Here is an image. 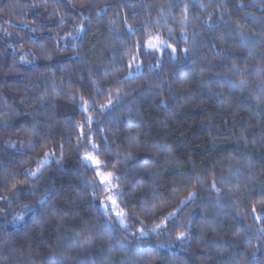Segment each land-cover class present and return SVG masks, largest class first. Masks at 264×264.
Returning <instances> with one entry per match:
<instances>
[{
	"label": "trees",
	"instance_id": "trees-1",
	"mask_svg": "<svg viewBox=\"0 0 264 264\" xmlns=\"http://www.w3.org/2000/svg\"><path fill=\"white\" fill-rule=\"evenodd\" d=\"M0 197V264H264V0H0Z\"/></svg>",
	"mask_w": 264,
	"mask_h": 264
},
{
	"label": "snow or ice",
	"instance_id": "snow-or-ice-1",
	"mask_svg": "<svg viewBox=\"0 0 264 264\" xmlns=\"http://www.w3.org/2000/svg\"><path fill=\"white\" fill-rule=\"evenodd\" d=\"M34 31V30H33ZM160 43L162 44L163 41H160ZM148 48H155L156 45L153 44L151 41H149L148 45H147ZM169 48L172 49V52L173 53H176L177 49L172 47L171 45H168ZM187 49H184V52L187 53ZM136 59V57H133L132 58V61L130 62V66H131V63L134 62ZM139 67V66H138ZM233 67H235V65H233ZM129 75H131V73H129ZM83 100V98H81ZM163 103V102H162ZM88 102L87 101H84V107H85V110H87V107H88ZM112 106V99L109 98L107 103L106 104H101L100 105V110L103 111L105 110L106 108ZM166 106V105H165ZM89 119V122H91V117L88 118ZM62 147V146H61ZM92 147L95 149L97 148L98 146L93 144ZM54 153H45L44 154V160L42 162H40V165L39 167L35 170V171H31L29 170L27 175L30 176V177H36L37 174L41 171V169L44 167V164L46 162H48L51 158V156H53ZM60 159H63V154H61V157ZM82 161H85V162H91L93 165H94V171H95V175L96 177L98 178L99 180V184L106 190L108 191L109 193H111L110 195L107 196V200L108 201H111L112 205H115L116 204V200L114 199V196L115 195H118L119 193L114 191L113 190V181H119L120 177L116 176L114 173L112 172H105V171H102L101 169L102 168H105L106 167V164H104L103 161H101L97 156L95 155H92L91 153H85V155L81 158ZM57 163H59L60 161L57 160L56 161ZM17 183L19 184H23V181H17L16 183H13L11 185L12 189L15 190L16 189V185ZM118 188V185L116 186ZM213 187H215V184L213 183ZM217 191H219V189H217ZM195 194L194 193H190L189 196L187 197V199H192L193 196ZM0 199H3V197H0ZM182 204L184 203L183 201L181 202ZM101 204L104 208V211L105 213L108 212L109 208H108V205L106 203H104L103 201H101ZM256 212V209L255 207H253V213ZM176 212H172V213H169L168 216H166L164 218V221L162 224H157L155 225V227L152 229L153 232H156L158 229H163V228H166L167 227V223L168 221L175 217L176 216ZM117 215H121L120 213H117ZM260 217L258 216L257 219H259ZM19 220H23L24 217L23 216H20L18 217ZM121 223H123V219H121L120 221ZM62 226V225H61ZM141 234L143 235V229H141ZM188 233L184 232V231H181L177 234V240H184L188 237Z\"/></svg>",
	"mask_w": 264,
	"mask_h": 264
},
{
	"label": "rangeland",
	"instance_id": "rangeland-1",
	"mask_svg": "<svg viewBox=\"0 0 264 264\" xmlns=\"http://www.w3.org/2000/svg\"><path fill=\"white\" fill-rule=\"evenodd\" d=\"M153 44L156 45L155 48H150L153 51H161L164 47L167 46V44H165V43H162L161 44L160 41H155V42H153ZM86 163L92 164L91 162H86ZM113 190L116 191V187L114 185V181H113ZM114 199L116 200V204L115 205H112V203L110 201V205H111L110 210H111L112 214H114L118 219H120V221H121V219L124 220V216H123L124 214L122 212H120V208H119V199H117L116 196H114ZM117 213H120L121 215L118 216Z\"/></svg>",
	"mask_w": 264,
	"mask_h": 264
}]
</instances>
